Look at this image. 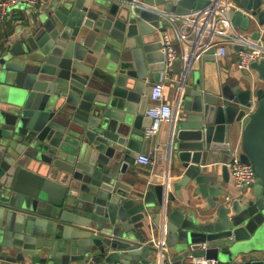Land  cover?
I'll use <instances>...</instances> for the list:
<instances>
[{"label":"water","instance_id":"95a60500","mask_svg":"<svg viewBox=\"0 0 264 264\" xmlns=\"http://www.w3.org/2000/svg\"><path fill=\"white\" fill-rule=\"evenodd\" d=\"M45 1L28 20L0 17V263L158 264L162 255V264H264V55L256 75L237 78L211 46L175 81L173 168L182 176L163 213V172L137 176L144 189L124 180L148 147L153 73L168 70L167 16L213 0ZM220 8L264 49V0ZM235 152L257 178L228 197L212 164L222 154L227 179ZM181 188L207 206L175 207Z\"/></svg>","mask_w":264,"mask_h":264},{"label":"crops","instance_id":"0c3cea01","mask_svg":"<svg viewBox=\"0 0 264 264\" xmlns=\"http://www.w3.org/2000/svg\"><path fill=\"white\" fill-rule=\"evenodd\" d=\"M138 3H143L144 0H135ZM86 3L89 4L90 0H86ZM46 4V1L44 3V0H41L39 5L35 7H28L25 5H19L12 9L10 13L8 14V17H14V18H22L24 20H28L33 16V14H37L42 7ZM227 6V3H226ZM158 8V7H157ZM160 8V7H159ZM222 19L221 22H217V24H213L212 31L209 33L211 36H213V33L215 34L214 40L215 45H225L227 49V53L224 57L219 58V62L221 63L220 70H223L225 72H230L233 76L237 78H241L244 76V74L248 71H242L237 66L238 61V51H236L233 46L234 45H244L245 41H250V43L259 44L260 42H255L254 40H251L249 35H245V31H243L240 28H236L233 26L232 21L227 14V12L224 10L220 13ZM225 25V29H222L221 26ZM226 32L228 34H231L238 38L239 43L237 44H231L229 42H226L224 38H221L217 32L221 31ZM250 34V33H248ZM172 41L174 42L176 51H177V59L176 62L173 64L172 67L168 68V70L165 71H158L153 73L154 81H163L165 83V89H164V100L167 103H170L173 106V122L169 125H162L159 133L154 136L153 138L149 139L148 141V147L145 153H137L135 154V162L130 165V171L126 175L125 182L132 185L133 187H139L143 188L145 185L140 186V182L137 184V178L145 179L146 181L148 178H150L152 175H155L159 172H163V202L161 204L162 211L166 210L168 203H169V195L170 192L174 191L173 187L171 185V181L178 180L181 178L182 174L177 173L176 170H174V156H173V139L175 135L176 130V124H177V118L179 113V105L182 98V87L177 90L175 87V81L178 79L179 76H181L184 72V65L182 63V60L180 59V54L183 51V43L182 41L178 40L179 33L177 28L173 27V33L171 35ZM245 46V45H244ZM197 61L194 63V69L193 72H195L196 68H199V66L202 64H198ZM212 72L215 71V66L213 67V64H209ZM180 68V73L178 75L176 69ZM192 72V71H191ZM250 73L256 75L254 70H251ZM260 87L264 88V82H260ZM150 104V98L148 101V105ZM146 107V109H147ZM146 115V113H145ZM147 117V115H146ZM148 120V117L146 118ZM148 128V127H147ZM241 138V128L239 127L236 133L233 136V141L235 145H238ZM139 154H147L149 155L153 160V165H144L139 162H137V157ZM223 157L222 154L219 156L218 159L213 162L212 164L214 166L215 171L217 172L218 176V184L216 187H219L223 190L222 194L227 195L228 197H232L234 195H238L241 193V191L237 190L233 185V179L231 170L228 166V173H227V179L224 177V171L223 166L224 161L221 158ZM209 167L205 168L208 169ZM138 176V177H137ZM195 189V188H192ZM247 190V189H246ZM181 197L176 196V199L174 201L175 207H187L190 208L194 205L197 206H207L208 199L203 197L202 195H198L195 190H190L188 188H181ZM180 205V206H179ZM164 225H165V215H162L161 219V227L159 232V244L163 245L164 242ZM155 237H157L154 234ZM162 255L159 256V262L158 264H162ZM1 264V263H0ZM21 264H27L21 263Z\"/></svg>","mask_w":264,"mask_h":264},{"label":"built area","instance_id":"2783aa9c","mask_svg":"<svg viewBox=\"0 0 264 264\" xmlns=\"http://www.w3.org/2000/svg\"><path fill=\"white\" fill-rule=\"evenodd\" d=\"M41 0H0V17H6L12 9L19 5L35 7L39 5ZM223 0H213L211 8L206 10L192 11L188 15L179 16L170 13L167 16L172 27L177 28L179 33L178 40L183 43V51L180 54V59L184 65L182 75L192 71L194 63L201 54L211 46H216V55L222 58L226 55L227 49L225 45H215L214 36L209 33L212 31L213 24H217V17L222 10L221 5ZM221 16V15H220ZM221 38L231 44L239 43L237 37L224 33L217 32ZM244 49L238 51L237 66L242 71H251L252 63L259 61L264 55V49L250 41H245ZM242 45V46H244ZM162 51L165 54V62L167 68L173 66L177 59V51L171 37L167 32L162 35ZM165 83L163 81H155L150 94V104L146 109V115L152 119L151 125L145 129L144 137L151 139L156 136L162 125H169L173 122V106L164 100ZM137 162L144 165H153L154 160L147 154H139ZM231 170L233 185L239 190L251 189L256 181V174L251 165L244 163L240 159V154L235 152L227 163ZM163 247V245H159ZM205 264H216L213 259L203 261ZM83 264H96L92 260H88Z\"/></svg>","mask_w":264,"mask_h":264}]
</instances>
